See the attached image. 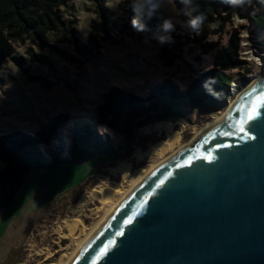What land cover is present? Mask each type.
Masks as SVG:
<instances>
[{"label": "rangeland", "instance_id": "rangeland-1", "mask_svg": "<svg viewBox=\"0 0 264 264\" xmlns=\"http://www.w3.org/2000/svg\"><path fill=\"white\" fill-rule=\"evenodd\" d=\"M103 1L105 12L98 7V0H67L59 11L64 21L71 22L70 38L52 31L43 41H14L13 58L0 66V136L18 130L33 135L56 115L65 114L67 122L49 150L66 153L75 136L90 130L91 143L109 145L116 153L114 159L89 157L70 170L60 167L31 174L11 204L0 210V264H43L47 252L54 255L53 262L68 254L74 242L60 238L67 234L61 222L74 217L72 208L97 185L98 176L121 183L119 176L109 175V168L118 162L129 163L130 171L146 170L157 162V156L139 160L135 155L166 139L164 131L154 128L157 123L173 125L180 132L182 144H189L194 128L205 126L212 116L227 111L237 95L261 74L264 33L255 31L243 12L233 15L219 39L209 36V41L218 39L216 49L203 55L197 45H189L180 59L166 66L160 58L159 37L166 36L161 26L165 20H171L174 27L188 26L194 15L187 2L165 0L149 16L150 6L145 0ZM133 19L144 30L134 28ZM235 30L239 31L240 57L246 65L226 72L232 81L224 106L194 108L183 118L170 117L143 126L130 141L98 125L96 108L112 88L130 91L140 98L163 82L186 89L197 71L212 67L217 50L227 45ZM61 176L65 179H58ZM123 181L126 187L128 179ZM99 207L93 203L79 215L83 233L98 221L100 214H94V210Z\"/></svg>", "mask_w": 264, "mask_h": 264}, {"label": "water", "instance_id": "water-1", "mask_svg": "<svg viewBox=\"0 0 264 264\" xmlns=\"http://www.w3.org/2000/svg\"><path fill=\"white\" fill-rule=\"evenodd\" d=\"M261 69L219 123L118 201L65 264H264Z\"/></svg>", "mask_w": 264, "mask_h": 264}, {"label": "trees", "instance_id": "trees-1", "mask_svg": "<svg viewBox=\"0 0 264 264\" xmlns=\"http://www.w3.org/2000/svg\"><path fill=\"white\" fill-rule=\"evenodd\" d=\"M185 1L194 18L203 16L204 20L197 31L179 25L174 31L166 32L172 42L162 43L159 49L166 66L180 59L189 45H197L203 55L216 49L218 39L235 13L243 12L254 30L264 33V0H243L238 6L230 5L227 0ZM65 2L67 0H0V66L13 58L14 41L24 38L43 41L52 31L63 32L70 38L68 33H73L71 22L64 21L59 11ZM103 2L98 0V7L105 12ZM211 35L218 39L209 41ZM240 43L239 31L235 30L227 45L217 50L212 67L197 71L186 89L163 82L147 97L140 98L130 91L112 88L96 108V122L130 141L143 126L170 117L183 118L186 111L194 108L224 106L232 81L226 72L246 65L240 57ZM67 119L68 115L58 114L33 135L18 130L0 136V210L11 204L32 172H52L57 167L79 164L94 155L115 158L113 147L90 142L93 135L90 130L75 136L66 153L49 150Z\"/></svg>", "mask_w": 264, "mask_h": 264}, {"label": "bare ground", "instance_id": "bare-ground-1", "mask_svg": "<svg viewBox=\"0 0 264 264\" xmlns=\"http://www.w3.org/2000/svg\"><path fill=\"white\" fill-rule=\"evenodd\" d=\"M264 67V66H263ZM262 67V68H263ZM253 82H251L247 87H249ZM234 101V100H233ZM230 103V106L233 104ZM228 110L223 114H218L212 116V121L201 128H194L192 130L193 140L198 137L201 133L206 131L208 128L219 123L227 114ZM154 128L158 131H164L166 139L161 140L149 147L145 152H137L135 155L139 160L144 158H150L151 156H157L158 161L152 164L148 169H137L130 171V164L127 162H118L115 166L109 168V175L112 177L119 176L121 178V183L108 182L107 177L98 176L97 185L87 190L81 201L72 208L71 215L73 218H67L61 222V227L67 230L66 235H62L60 228L59 231L60 238L67 239L74 242V247L68 254L61 255L56 261L53 262V254L45 253L43 264H65L76 248L82 243V241L89 235V233L96 227V225L103 219V217L114 207V205L129 194L132 190L138 187L144 179L154 171L159 165L173 156L175 153L179 152L183 147L188 145V143L182 144L180 132L173 128V125L169 123H157ZM192 140V141H193ZM128 179V185L125 187L122 185L123 180ZM93 203H98L99 208L94 210V214H100L98 216V221L87 229V233H83L82 221L78 218L79 215L87 209L89 205ZM80 229V234L77 231ZM66 249V248H65Z\"/></svg>", "mask_w": 264, "mask_h": 264}, {"label": "clouds", "instance_id": "clouds-1", "mask_svg": "<svg viewBox=\"0 0 264 264\" xmlns=\"http://www.w3.org/2000/svg\"><path fill=\"white\" fill-rule=\"evenodd\" d=\"M243 2V0H227V3L233 6H238ZM145 3L150 6L149 16H151L152 12L159 9L164 3L165 0H145ZM204 17L203 16H197L193 19H191L188 23V27L192 31L199 30L201 24L203 23ZM132 26L134 28H137V30H144V26L139 24L138 20L133 19L132 20ZM162 30L164 32H171L174 31V25L171 20H165L162 24ZM160 43H166V42H172V38L170 36H161L159 37Z\"/></svg>", "mask_w": 264, "mask_h": 264}, {"label": "crops", "instance_id": "crops-1", "mask_svg": "<svg viewBox=\"0 0 264 264\" xmlns=\"http://www.w3.org/2000/svg\"><path fill=\"white\" fill-rule=\"evenodd\" d=\"M95 156V155H94ZM91 157H93V156H91ZM78 165H76V164H73V165H67V166H60L61 168H63V169H66V170H70V168H72V167H77ZM60 167H57L54 171H56V170H58ZM40 172H42V171H38V172H32V173H30L29 174V176L31 175V174H33V173H40ZM69 172V171H68ZM66 174H68V173H66ZM69 174H71V173H69ZM65 175V174H64ZM28 176V177H29ZM67 177V176H66ZM58 178V177H57ZM60 178H64L65 179V177L64 176H61V177H59L58 179H60Z\"/></svg>", "mask_w": 264, "mask_h": 264}, {"label": "snow or ice", "instance_id": "snow-or-ice-1", "mask_svg": "<svg viewBox=\"0 0 264 264\" xmlns=\"http://www.w3.org/2000/svg\"><path fill=\"white\" fill-rule=\"evenodd\" d=\"M261 104H262V106H264V96L261 97ZM253 111L256 112V114H259L258 108H253ZM249 118L251 119L252 116L250 115Z\"/></svg>", "mask_w": 264, "mask_h": 264}, {"label": "built area", "instance_id": "built-area-1", "mask_svg": "<svg viewBox=\"0 0 264 264\" xmlns=\"http://www.w3.org/2000/svg\"><path fill=\"white\" fill-rule=\"evenodd\" d=\"M232 90H233V91L236 90L235 85H234V88H233Z\"/></svg>", "mask_w": 264, "mask_h": 264}]
</instances>
